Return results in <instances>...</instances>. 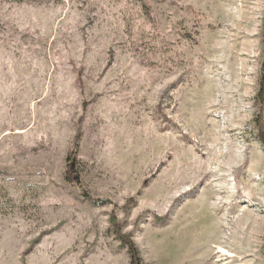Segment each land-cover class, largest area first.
<instances>
[{"label": "rangeland", "instance_id": "obj_1", "mask_svg": "<svg viewBox=\"0 0 264 264\" xmlns=\"http://www.w3.org/2000/svg\"><path fill=\"white\" fill-rule=\"evenodd\" d=\"M263 76L264 0H0V264H264Z\"/></svg>", "mask_w": 264, "mask_h": 264}, {"label": "trees", "instance_id": "obj_2", "mask_svg": "<svg viewBox=\"0 0 264 264\" xmlns=\"http://www.w3.org/2000/svg\"><path fill=\"white\" fill-rule=\"evenodd\" d=\"M11 2H17V3H21V2H31V1H47V2H57L58 0H9ZM260 91L258 93V100L259 102L261 103L262 105V113L258 115L257 117V123L259 124V139L260 141L262 142L263 144V147H264V125H263V119H264V76L262 77V80L260 82ZM78 141H79V137L77 139V144H78ZM71 168V171H70V174H69V177H68V181L70 183H74L76 182V177H75V173H74V168L73 166L70 167ZM86 198L90 201V203H92V205L94 206H104L105 204H107V201L105 200H100V199H94L92 197H90L88 194H85ZM133 200H130L128 203H126L127 205L125 206L124 210L126 212L129 211V204L132 203ZM110 218V223L113 227L112 230H114V234H115V237L117 238V240H120L121 243H123L124 246L127 247L128 251H129V254H130V257H131V264H143V260H142V257L135 244V242H133V239L132 237H130V235H127L124 233V231L122 230L123 229V225L120 223L118 217H116V214L113 213L111 215Z\"/></svg>", "mask_w": 264, "mask_h": 264}, {"label": "bare ground", "instance_id": "obj_3", "mask_svg": "<svg viewBox=\"0 0 264 264\" xmlns=\"http://www.w3.org/2000/svg\"><path fill=\"white\" fill-rule=\"evenodd\" d=\"M225 252V254L227 255V252L226 251H222L221 253H224Z\"/></svg>", "mask_w": 264, "mask_h": 264}]
</instances>
